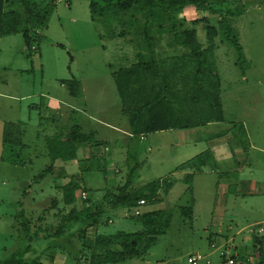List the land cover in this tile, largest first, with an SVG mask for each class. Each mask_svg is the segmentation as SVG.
<instances>
[{
    "label": "rangeland",
    "instance_id": "374dc122",
    "mask_svg": "<svg viewBox=\"0 0 264 264\" xmlns=\"http://www.w3.org/2000/svg\"><path fill=\"white\" fill-rule=\"evenodd\" d=\"M34 1L38 7L54 4L45 24L34 30V47L25 46L21 32L0 39V259L25 245L26 235L35 232L40 237L32 242L27 258L39 255L54 242L43 235L52 232L73 205L103 211L100 221L88 227L85 246L92 243L95 235L142 230L137 217H125L122 211L110 209L104 198L107 190H116L130 177L132 189L165 179L155 198L140 211L163 210L169 216V226L145 253L106 264H188L187 257L196 253L218 260V251L224 250L222 245L227 240V246L238 245L241 252L230 249L229 254L237 253L239 262V256L247 255V264H256L254 242L256 238L264 239V0H223V4L232 3L239 11L244 8L229 21L247 64L243 74L236 64L235 47L218 30L216 47L209 56L218 74L224 122L148 133L142 139L124 132L128 130V120L112 75L136 61L141 35L110 37L107 25L92 19L88 0ZM191 21L186 20L187 27L196 30L197 41L205 47V26L219 29L218 17L209 14L204 21ZM164 36L163 46L167 41L172 43L170 34ZM180 48L175 47V51ZM171 52L165 49L167 55ZM71 78L80 82V96L71 95L61 84ZM201 96L199 104L205 102ZM233 122L245 125L254 144L244 152L236 141L229 143L239 151L236 157L245 163L239 179L248 193L233 194L239 189L235 185L229 193L222 194L217 189L216 175L208 167L206 172L192 176L190 186L183 180V170L172 171L190 154L207 148L208 134L226 129ZM4 123L20 124L23 146H3ZM75 123L85 133L93 131L97 144H76L75 159L57 160L52 171L45 172L50 164L46 140ZM189 139L195 142L188 148L184 140ZM209 144L229 149L225 140L215 139ZM219 163L221 170L235 169L232 159H221ZM237 178L233 176L231 180L236 182ZM71 179L80 186L75 203L64 206L59 186ZM81 190L86 192L84 200L79 197ZM181 207H191V214L182 212ZM213 240L219 247L216 251L209 246ZM59 241L63 245L44 251L41 261L89 264V260L78 258L82 250L78 236L71 237L70 243L62 238Z\"/></svg>",
    "mask_w": 264,
    "mask_h": 264
},
{
    "label": "trees",
    "instance_id": "16d2710c",
    "mask_svg": "<svg viewBox=\"0 0 264 264\" xmlns=\"http://www.w3.org/2000/svg\"><path fill=\"white\" fill-rule=\"evenodd\" d=\"M90 14L93 20L107 25L110 37H121L127 33L141 35L142 46L136 53V61L129 66L112 72L121 99V108L126 115L130 134L143 136L148 133L189 129L203 126L210 122H223L224 115L218 92V74L214 68L211 54L215 49L214 38L218 30L223 38L236 49V64L244 74L246 61L241 44L230 24L229 17L240 15V11L232 3L223 0H88ZM54 4L47 3L38 7L34 0H0V39L21 32L25 46L33 48L36 39L34 30L45 24L53 11ZM207 12L218 17V27L205 26L207 44L205 47L196 39V30L187 27L188 23L181 13L185 8ZM207 16L196 18L191 22L206 20ZM185 20V21H184ZM190 23V22H189ZM116 26H120L119 29ZM170 34L169 41L163 46L164 35ZM161 44L158 45L157 44ZM59 46L64 47L62 44ZM181 47L175 51V47ZM161 47V48H160ZM170 48L171 54L165 53ZM173 48V49H171ZM159 50V51H158ZM165 55V56H164ZM69 93L80 96L81 84L75 79L62 80ZM205 100L200 103V97ZM230 127L214 133L210 138H216L231 133L233 140L245 146L247 133L240 122L231 123ZM2 144L23 146L20 124L4 123L2 127ZM50 164L45 172H51L57 160L69 161L76 158V144L89 143L96 145L94 132L85 133L78 124H72L60 134L46 140ZM211 170L218 168L210 148L194 155L178 164L172 171L190 170L183 180L191 183L192 176L202 172L203 168ZM227 173H219V176ZM162 180H153L138 189L129 188L130 177L116 190H107L104 198L112 210L122 211L123 216L137 217L143 229L135 232L117 231L109 235H95L92 243L85 246L84 236L88 227L97 224L102 215L101 208L83 207L77 209L75 192L79 182L71 179L59 189L62 193V204L73 205L63 214L57 227L43 237L54 240L44 251L55 246H62L59 239L71 242V237L78 236L82 250L78 258L89 260V264L120 263L125 259L145 253L163 234L169 226V216L163 210H153L131 214V209L139 200L144 204L155 198ZM166 182H170L169 178ZM189 183V186H190ZM188 186V187H189ZM231 190V189H230ZM79 194V197L84 200ZM143 204V205H144ZM142 205V206H143ZM141 208V207H140ZM182 212L191 214V207H181ZM26 224V223H25ZM25 224L22 225L24 230ZM40 237L38 232L26 235V244L13 250L7 257L0 259V264H46L39 255L27 258L32 250V242ZM264 239H255L254 246L258 252L256 264H264ZM64 247V246H63ZM244 261L245 256H239Z\"/></svg>",
    "mask_w": 264,
    "mask_h": 264
},
{
    "label": "crops",
    "instance_id": "0c3cea01",
    "mask_svg": "<svg viewBox=\"0 0 264 264\" xmlns=\"http://www.w3.org/2000/svg\"><path fill=\"white\" fill-rule=\"evenodd\" d=\"M207 16V15H209L207 12H203V11H199V10H196V9H194L193 7H188V8H185L183 11H182V13H181V16H185V20H194V19H196V18H200L199 16ZM224 122V121H223ZM223 122H210V123H208V124H205V125H203V126H199V127H194V128H202V127H205V126H208V125H210V124H214V123H223ZM129 126V125H128ZM244 127H245V125H244ZM228 128V127H227ZM189 129H191V128H189ZM173 130H178V129H173ZM223 130V129H222ZM245 130H246V128H245ZM163 131H169V130H163ZM172 131V130H171ZM221 130H219V131H216V132H213V133H210V134H208V136H207V143L209 144V141L211 142V141H213V140H215V139H219V140H225L226 142H228V146H229V149L228 150H224L223 149V145L222 144H219V145H217L216 146V148H214V146L212 145L211 146V144H207V148H210L211 149V151L213 152V155H214V157H215V159H216V161L218 162V168L216 169V170H211V169H209V172H211V173H213V174H215L216 175V177H217V189L219 190L220 189V191H221V193L222 194H227V193H229L230 192V189L233 187V186H239V189L238 188H236V190L233 192V194H241V192H244V193H248V192H246V190H244L243 191V188H242V179H239V177H240V175L242 174V172H243V165L245 164L244 163V161H242V160H240V159H238L237 157H236V152H239L238 150H234L232 147H230V145H229V143L230 142H233L234 140H233V137H232V135H231V133H226L225 135H223V136H220V137H216V138H210V136L212 135V134H214V133H218V132H220ZM125 133H129L130 134V130H129V127H128V130H126V131H124ZM158 132V131H157ZM152 133H154V132H152ZM246 133H247V131H246ZM228 135H231V137H232V139H224L223 137H225V136H228ZM141 139V138H140ZM1 141H2V136H1ZM185 142H184V144H187V146H188V148H189V146L190 145H194V142H195V139H189V140H187V142H186V140H184ZM183 144V145H184ZM239 147H240V149L239 150H242V151H244V152H246V148L247 147H249V148H254V144H253V141H251V139H250V137H249V135H248V133H247V141H246V143H245V146H241L240 144H238V143H236ZM3 146H6V145H4L3 144ZM187 146H184L185 147V150L186 151H189V149L187 148L186 149V147ZM207 148H203V150H201V151H199V152H195V154L193 153V154H190V156L189 157H187V158H185L182 162H184V161H186V160H188L189 158H191V157H193L194 155H196V154H198V153H200V152H202V151H204L205 149H207ZM242 148V149H241ZM185 152V151H184ZM221 156V158H220V156ZM221 159L222 160H226V161H231V159H232V163H234V164H232L233 165V167H235V169L233 168V169H229V170H221L220 169V163H219V161H221ZM234 160V161H233ZM182 162H179L178 164H180V163H182ZM178 164H176L175 166H177ZM174 166V167H175ZM206 168V167H205ZM205 168H203V171L202 172H198V173H204V172H206L205 171ZM188 172H190V170H183V174H186V173H188ZM198 173H196V174H198ZM219 173H227V174H223L222 176H219ZM233 176H238V178H237V180H236V182H234L233 180H231V178L233 177ZM249 184H252V180L250 181V183ZM249 187V186H248ZM251 187V186H250ZM249 187V188H250ZM217 238V237H216ZM215 239V238H214ZM214 242H216V240H213ZM235 246V250L236 251H238L239 250V248H238V245H234ZM262 247H263V244H262ZM264 249V248H263ZM255 251H256V247H255ZM239 252V251H238ZM257 252V251H256ZM239 253H241V252H239ZM238 253V254H239ZM258 253V252H257ZM240 255V254H239ZM247 255H245V260L244 261H242V260H240V264H242V263H245V264H247L248 262H250V259H249V257H246Z\"/></svg>",
    "mask_w": 264,
    "mask_h": 264
},
{
    "label": "built area",
    "instance_id": "2783aa9c",
    "mask_svg": "<svg viewBox=\"0 0 264 264\" xmlns=\"http://www.w3.org/2000/svg\"><path fill=\"white\" fill-rule=\"evenodd\" d=\"M140 138L142 139L143 136H140ZM81 197L84 198L85 197V193L81 192L80 193ZM144 200H139L136 204V206H134L130 212H126V214L131 213V214H139L140 211V207L144 204ZM262 229L260 228L258 230V232H261ZM231 242H233V239H230ZM228 240L222 245L224 250H220L218 251V260H212L208 254H201V253H196V254H191L187 257V262L188 264H240L238 257H237V253H233V254H229V250H235V246L234 245H229L228 244ZM210 248H213L216 250H218L219 247H217V242L211 241L210 243ZM221 246V247H222Z\"/></svg>",
    "mask_w": 264,
    "mask_h": 264
}]
</instances>
